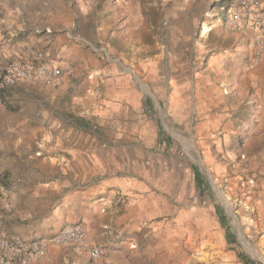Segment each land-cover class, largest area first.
<instances>
[{
	"label": "rangeland",
	"instance_id": "1",
	"mask_svg": "<svg viewBox=\"0 0 264 264\" xmlns=\"http://www.w3.org/2000/svg\"><path fill=\"white\" fill-rule=\"evenodd\" d=\"M201 4L200 22L174 18L156 29L152 71L140 73L133 56L94 51L90 66L113 64L114 73L69 72L89 84L90 99L69 98L64 131L69 145L117 146L113 162L98 149L88 169L119 176L115 185L101 176L91 183L92 196L115 190L121 229L105 238L94 230L111 240L102 259L59 246L61 256L80 264H242L243 251L264 264V55L251 66L254 33L227 28L219 2ZM109 80L118 82L108 90L116 97L143 92L140 103L107 100Z\"/></svg>",
	"mask_w": 264,
	"mask_h": 264
},
{
	"label": "crops",
	"instance_id": "2",
	"mask_svg": "<svg viewBox=\"0 0 264 264\" xmlns=\"http://www.w3.org/2000/svg\"><path fill=\"white\" fill-rule=\"evenodd\" d=\"M202 1L209 6L219 2L223 12L222 7L238 0H0V65L40 55L62 69L55 83L20 81L0 91V233L40 238L83 222L90 243L111 242L91 235L95 230L105 238L121 229L114 214L115 190L92 196L91 182L101 176L105 184L115 185L119 176L92 175L89 167L98 149L106 153L105 160L113 162L111 153L117 146L69 145L64 131L69 125V98L81 105L90 99L89 84L69 80V72L73 77L114 73L113 64L90 66L94 51L133 56L140 73L152 71L148 61L159 40L156 29L174 18L200 22ZM214 10L212 15L218 16V7ZM253 33L248 27L243 34ZM161 46L169 51L167 45ZM179 47L183 48L175 45ZM115 83L103 84L107 100L140 103L143 92L111 94L108 90ZM62 251L53 245L49 258L31 264L81 263L61 256Z\"/></svg>",
	"mask_w": 264,
	"mask_h": 264
},
{
	"label": "built area",
	"instance_id": "3",
	"mask_svg": "<svg viewBox=\"0 0 264 264\" xmlns=\"http://www.w3.org/2000/svg\"><path fill=\"white\" fill-rule=\"evenodd\" d=\"M264 0H238L227 7H222L224 23L229 29L244 32L248 27L255 31L249 42L251 66L257 64L264 55ZM259 31V32H257ZM62 69L40 55L30 61L13 59L0 65V91L20 81L55 83L59 80ZM87 226L76 222L64 226L57 233L40 237L27 238L19 234L0 233V264H31L50 256L53 245L71 247L92 260L106 256L107 247L92 244L88 239Z\"/></svg>",
	"mask_w": 264,
	"mask_h": 264
},
{
	"label": "trees",
	"instance_id": "4",
	"mask_svg": "<svg viewBox=\"0 0 264 264\" xmlns=\"http://www.w3.org/2000/svg\"><path fill=\"white\" fill-rule=\"evenodd\" d=\"M195 177L199 185H202V175L201 173L195 168ZM217 213L221 220L224 222L225 226H228L227 222V216L224 214L222 209L220 207H217ZM230 233L228 232V238L230 237ZM238 256L242 262V264H261L259 261L253 259L251 256H249L247 253L240 251L238 252Z\"/></svg>",
	"mask_w": 264,
	"mask_h": 264
},
{
	"label": "bare ground",
	"instance_id": "5",
	"mask_svg": "<svg viewBox=\"0 0 264 264\" xmlns=\"http://www.w3.org/2000/svg\"><path fill=\"white\" fill-rule=\"evenodd\" d=\"M220 191V190H219ZM220 196H222L223 197V199H224V201L226 202V204L228 205V206H230L229 204H228V202H227V200H226V198L219 192L218 193Z\"/></svg>",
	"mask_w": 264,
	"mask_h": 264
}]
</instances>
